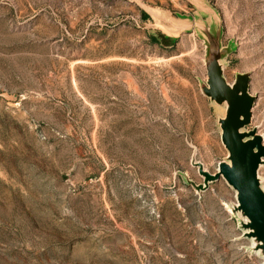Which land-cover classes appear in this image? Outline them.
Instances as JSON below:
<instances>
[{
  "label": "rangeland",
  "instance_id": "obj_1",
  "mask_svg": "<svg viewBox=\"0 0 264 264\" xmlns=\"http://www.w3.org/2000/svg\"><path fill=\"white\" fill-rule=\"evenodd\" d=\"M218 25L264 137V0H0V264H264L196 165L228 155Z\"/></svg>",
  "mask_w": 264,
  "mask_h": 264
},
{
  "label": "water",
  "instance_id": "obj_2",
  "mask_svg": "<svg viewBox=\"0 0 264 264\" xmlns=\"http://www.w3.org/2000/svg\"><path fill=\"white\" fill-rule=\"evenodd\" d=\"M186 24L182 30L186 29ZM206 35L208 87L204 92L217 104L226 105L219 124L228 155L219 163L216 173H210L200 162L196 163L204 177L201 188L205 190L211 182L225 179L236 193L237 203L232 209L242 218L240 225L244 235L252 240L254 251L264 256V187L259 175V169L264 165V137L255 128L246 130L252 122L256 97L249 92V74H238L233 83L226 80L221 61L231 49L222 46L220 25L214 30L207 29Z\"/></svg>",
  "mask_w": 264,
  "mask_h": 264
},
{
  "label": "trees",
  "instance_id": "obj_3",
  "mask_svg": "<svg viewBox=\"0 0 264 264\" xmlns=\"http://www.w3.org/2000/svg\"><path fill=\"white\" fill-rule=\"evenodd\" d=\"M162 37H164V36L162 35ZM152 38H153L155 41H158L157 38H155V37H152ZM164 38H165V37H164ZM165 40H166V42H167L168 39L165 38ZM158 42H159V41H158ZM162 43H163V42H162Z\"/></svg>",
  "mask_w": 264,
  "mask_h": 264
},
{
  "label": "bare ground",
  "instance_id": "obj_4",
  "mask_svg": "<svg viewBox=\"0 0 264 264\" xmlns=\"http://www.w3.org/2000/svg\"><path fill=\"white\" fill-rule=\"evenodd\" d=\"M178 27H179V28H182V27H183V25H178ZM176 33H178V31H177V32H175V34H176Z\"/></svg>",
  "mask_w": 264,
  "mask_h": 264
}]
</instances>
